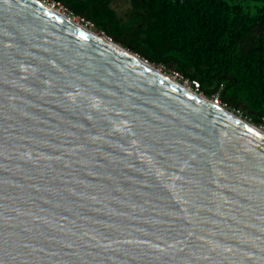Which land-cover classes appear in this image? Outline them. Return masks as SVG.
Here are the masks:
<instances>
[{
  "label": "water",
  "instance_id": "obj_1",
  "mask_svg": "<svg viewBox=\"0 0 264 264\" xmlns=\"http://www.w3.org/2000/svg\"><path fill=\"white\" fill-rule=\"evenodd\" d=\"M0 264H264V135L0 0Z\"/></svg>",
  "mask_w": 264,
  "mask_h": 264
},
{
  "label": "trees",
  "instance_id": "obj_2",
  "mask_svg": "<svg viewBox=\"0 0 264 264\" xmlns=\"http://www.w3.org/2000/svg\"><path fill=\"white\" fill-rule=\"evenodd\" d=\"M152 64L170 65L218 92L229 108L264 126V0H128L123 23L112 0H57Z\"/></svg>",
  "mask_w": 264,
  "mask_h": 264
},
{
  "label": "built area",
  "instance_id": "obj_3",
  "mask_svg": "<svg viewBox=\"0 0 264 264\" xmlns=\"http://www.w3.org/2000/svg\"><path fill=\"white\" fill-rule=\"evenodd\" d=\"M39 1L43 5H45L49 8L57 9V10L61 11L65 15L66 20H69V21H72V22L78 24L80 27L84 28L85 30L94 31V32H97L101 35H104L105 37H107L109 39V36L105 35L103 31L98 29L91 20L86 19L83 15L74 14L69 8L64 6L61 2H59L57 0H39ZM141 59L145 64L156 67L159 71H161L162 73H164V74L168 75L170 78H172L176 83H178L179 85L188 89L193 94L207 100L212 105L219 107V108H222V109H227V110L233 111V113L239 112V110L231 109L224 102H222L219 99L218 92H213L209 96H205L203 94V92L201 91V89L199 88V84H198V81L196 79L183 76L180 72H178L177 70L172 68L170 65L152 64V63L148 62L146 59H144L143 57ZM259 127L264 129V126H259Z\"/></svg>",
  "mask_w": 264,
  "mask_h": 264
},
{
  "label": "bare ground",
  "instance_id": "obj_4",
  "mask_svg": "<svg viewBox=\"0 0 264 264\" xmlns=\"http://www.w3.org/2000/svg\"><path fill=\"white\" fill-rule=\"evenodd\" d=\"M33 2L37 3V4H40V5H43L39 0H32ZM47 10L51 11L52 13H54L55 15L61 17V18H65V15L57 10V9H52V8H49L45 5H43ZM69 21V20H67ZM70 23L76 25L78 28H81L82 30H85L84 28L80 27L78 24L72 22V21H69ZM86 32H88L91 36L99 39L100 41H102L103 43H105L106 45L110 46L111 48L115 49L116 51L120 52L121 54L125 55L126 57L128 58H131L132 60L134 61H138V62H141V59L139 58V56H137L135 53L125 49L122 45L116 43V42H113L111 41L110 39H108L107 37L103 36V35H100L98 34L97 32H94V31H90V30H85ZM148 67L150 69H152L155 73H157L159 76L163 77L164 79L166 80H169L170 82L174 83L175 85L177 86H180L181 88H183L184 90H186L187 92H190L188 89L184 88L183 86L179 85L178 83H176L172 78H170L168 75L162 73L161 71H159L156 67L154 66H151V65H148ZM192 93V92H190ZM219 110H221L222 112H224L226 115L230 116L231 118L237 120L238 122L242 123V124H246V125H249V126H252V128H254L255 130H257L259 133L263 134L264 135V129L260 128L259 126L257 125H254L248 121H246L245 119L241 118L240 116L236 115L235 113H233L232 111L230 110H227V109H222V108H219L217 107Z\"/></svg>",
  "mask_w": 264,
  "mask_h": 264
},
{
  "label": "rangeland",
  "instance_id": "obj_5",
  "mask_svg": "<svg viewBox=\"0 0 264 264\" xmlns=\"http://www.w3.org/2000/svg\"><path fill=\"white\" fill-rule=\"evenodd\" d=\"M260 0H249L247 2V5L249 6V10L253 12L254 8L251 7L253 5L260 4ZM110 7L115 11L116 16L119 18V20L123 23H126L130 16H131V6L128 0H112L110 2ZM99 34V33H98ZM101 35V34H100ZM104 36V35H103ZM233 112V111H232ZM236 115L240 116L241 118L245 119L246 121H249V118L246 117L241 111L234 112ZM251 123V122H250ZM259 126V125H257ZM261 128V127H260Z\"/></svg>",
  "mask_w": 264,
  "mask_h": 264
}]
</instances>
